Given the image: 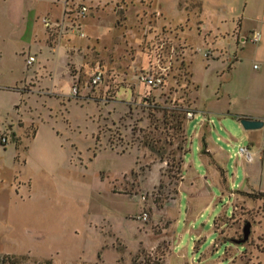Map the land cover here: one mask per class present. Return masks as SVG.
Instances as JSON below:
<instances>
[{
    "label": "rangeland",
    "instance_id": "rangeland-1",
    "mask_svg": "<svg viewBox=\"0 0 264 264\" xmlns=\"http://www.w3.org/2000/svg\"><path fill=\"white\" fill-rule=\"evenodd\" d=\"M12 1L0 0V264H264V197L243 194H264V129L252 137L238 121L264 108L258 44L215 28L194 39L196 0H70L86 37L54 38L56 51L43 20L60 0H22L16 18ZM247 2L202 7L247 33L264 0ZM67 51L81 98L69 99ZM98 65L107 79L92 87ZM152 68L168 71L157 90L140 81ZM178 108L196 113L187 140ZM204 138L224 153L229 183L201 155Z\"/></svg>",
    "mask_w": 264,
    "mask_h": 264
},
{
    "label": "crops",
    "instance_id": "crops-1",
    "mask_svg": "<svg viewBox=\"0 0 264 264\" xmlns=\"http://www.w3.org/2000/svg\"><path fill=\"white\" fill-rule=\"evenodd\" d=\"M204 1L205 0H196L195 1V3H200V6H201L200 7L201 12L198 13V14L197 13L195 14V17H196L195 26H196V28L194 29V28H192L191 25L187 24L188 25L187 29L189 30V32L192 33V34L194 33V35H195L194 39L197 40L199 38V40L203 39L204 41L207 42L208 38L210 37L209 36L210 33H212L213 32L212 30H214V28H215V30H217V32H219V34H221V35L223 34V36L225 35L228 38H230L231 36L237 37L238 41H240L241 38H242V42L243 43H247L248 40L251 41V35L253 33L259 32L260 33V42L258 43V46H257L258 48H257L256 55H257V57H259L260 63L262 64V67L260 68L259 75H260L261 78L264 79V5L261 7V9L258 10L257 13L251 12L252 14H250V16L248 18L251 19V20H254L255 27L252 29L253 31H247V33H246V31L245 32L243 31V28H244L243 24L242 25L240 24L239 30L235 29V31L234 30L231 31L227 27L225 29L222 28V26H225V23L227 22V19L222 18V17L217 16V15H215V16H212V15L211 16L210 15L205 16V14L203 12L204 9L202 7V3ZM59 2L61 3V5H65V9L64 10L62 9L63 10V15L67 13L66 14V18L69 16V17H71L70 20L73 21L72 17L74 18V14L76 12L74 11V9L73 10H69L70 0H65V2H62L60 0ZM59 2H57V1L53 2V7L50 9V12L47 15L44 16L45 18H48L49 20H51L54 24L61 20L60 16H59L60 14H58L59 13V9H60V6H58ZM12 3H14V4H12V8H11L9 13H10V16L12 18H16V17H18V14L20 13V9H21L20 5H21V3H23V1L22 0H13ZM248 6H249V0L247 2V7L246 8H248ZM159 7L163 8L162 5H160ZM227 8L231 12V10H232L231 7L228 6ZM60 11H61V9H60ZM245 18H246V10H245V12L243 14V20H245ZM16 20L18 21L19 19L17 18ZM189 22H190V20H189ZM34 24H36V23H34ZM183 25L181 24V25H179V27H182ZM81 28H82V25H81ZM210 29H211V31H208ZM30 31H31V35H32L34 33V30L31 29ZM46 36H47V40H46L47 44L50 46L51 50L52 49L55 50L56 47L53 44V42L55 40L54 39L55 38L54 37L55 36L54 32L52 30H49V29L46 28ZM185 39H187V38H185ZM199 40H197V41H199ZM229 42H231V40H229ZM30 44H32V42H30ZM58 50H59V48H58ZM58 50L56 49V51H58ZM184 56H185V53H184ZM69 59H70V56H69L68 51H67V58L65 60V66L67 67V70H68V77L72 79L73 78L72 76L74 74H77V73L76 72H72L69 69V67H71V63H70ZM232 60L233 59H230V61H232ZM78 74H80V72H78ZM69 95H70V93H69ZM69 99H71V98L69 97ZM94 99L95 98L93 97V100ZM90 100H92V98ZM3 110H5V107L0 104V111H3ZM195 110L197 112V108L196 107H195ZM242 118L260 119V120L264 121V108H263V110H260L259 113H257L256 117L243 116V117L239 118L238 121H241ZM15 129H16L15 126H13V125L11 126L10 125L11 132L12 133L15 132L13 137H14V139L16 141H18L17 133H16L17 129H16V131H15ZM262 129H264V127L259 129V130L252 131L251 136L252 137H257V133H260L259 131H261ZM258 144H259L258 141H252V148L258 146ZM250 150H252V149L250 148ZM252 152H253V157H254L256 155V152H254V150H252ZM201 155L205 158L206 162H209L212 166H214L218 170H221V172H224V174H225V171L221 167V162H222V158L224 157V153L222 152V150L217 148L214 144L209 143V140L206 139V138L203 139V149H201ZM208 173H210V172L208 171ZM198 175H199L198 173L195 174V176H196L195 178H199L200 176H198ZM217 178L219 179V182H220L219 188L221 187V189L224 191V186H222V184H223L222 180L224 178L223 179H222V177L219 178V176ZM225 179H226L227 183H229L228 180H227L226 174H225ZM243 192L242 193L244 195L250 194L249 192H246V191H243Z\"/></svg>",
    "mask_w": 264,
    "mask_h": 264
},
{
    "label": "built area",
    "instance_id": "built-area-1",
    "mask_svg": "<svg viewBox=\"0 0 264 264\" xmlns=\"http://www.w3.org/2000/svg\"><path fill=\"white\" fill-rule=\"evenodd\" d=\"M88 7L86 6H81L78 10H77V18L81 17H85L88 13ZM67 14V13H66ZM66 14H64L63 19L58 21L57 23H53L51 20H49L48 18H45L43 20L44 25L47 29L52 30L54 33H56L55 38L57 40H60L64 37L65 33H69L71 35H77L80 34L81 37H86L85 33L82 32L81 29V23L74 20V22L71 20V22L73 23L72 26H66V20L67 19H71V17H67L66 19ZM76 15V14H75ZM251 41L255 44H258L260 42V33L259 32H255L251 35ZM212 56V52H208L205 54L206 58H210ZM36 61V57L33 55H29L27 60H26V65L28 68H30L31 66H33V64ZM168 76V71L167 69H163V70H155V68L150 69L148 72H143L140 75V81L145 84L148 88L150 89H159L162 88L165 84L166 78ZM72 85H71V91H70V98L73 99H77V98H81V76L80 74H74L72 76ZM107 79V73L105 70H103V68L98 65V67H96L94 69V71L91 73V77H90V85L92 87H98L100 85H102ZM196 116V113L194 112H188L187 113V117L188 119H194ZM4 140H6V138H4ZM239 155L240 156H244L245 158H247L248 160H253V153L250 151L249 148L247 147H241L239 150ZM147 196H142V200L146 201ZM149 218V214L146 211H142L141 214L138 216V219L141 221L146 222Z\"/></svg>",
    "mask_w": 264,
    "mask_h": 264
},
{
    "label": "trees",
    "instance_id": "trees-1",
    "mask_svg": "<svg viewBox=\"0 0 264 264\" xmlns=\"http://www.w3.org/2000/svg\"><path fill=\"white\" fill-rule=\"evenodd\" d=\"M160 89V88H159ZM154 90H157V89H154ZM168 111H165V113L167 114ZM187 113H188V110H185L184 108H178L177 110L175 111H172V114L171 115H174V120L176 121V126H175V129H178L179 132L181 133H185L186 134V138L185 140H187L188 136H187V132L184 128V124H185V120L187 119ZM153 149H155L153 147ZM183 165V160L180 159L178 162H177V165L176 167L178 168V170L180 171L181 170V167ZM223 175V172L222 174ZM248 196L252 197V198H262L264 197V194L262 193H250V194H247Z\"/></svg>",
    "mask_w": 264,
    "mask_h": 264
},
{
    "label": "water",
    "instance_id": "water-1",
    "mask_svg": "<svg viewBox=\"0 0 264 264\" xmlns=\"http://www.w3.org/2000/svg\"><path fill=\"white\" fill-rule=\"evenodd\" d=\"M241 126L246 131H254L259 130L264 127V121L260 119H252V118H242L240 121ZM251 230V224L248 223L244 230V240L242 242H246L249 239Z\"/></svg>",
    "mask_w": 264,
    "mask_h": 264
},
{
    "label": "flooded vegetation",
    "instance_id": "flooded-vegetation-1",
    "mask_svg": "<svg viewBox=\"0 0 264 264\" xmlns=\"http://www.w3.org/2000/svg\"><path fill=\"white\" fill-rule=\"evenodd\" d=\"M247 224H248V223H247ZM245 227H246V226H245ZM251 227H252V225H251ZM244 230H245V228H244ZM244 236H245V235H243V239H242V241L244 240ZM250 236H251V230H250ZM250 236H249V238H250ZM248 240H249V239H248ZM248 240H247V241H248ZM247 241H246V242H247Z\"/></svg>",
    "mask_w": 264,
    "mask_h": 264
}]
</instances>
